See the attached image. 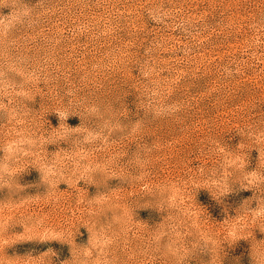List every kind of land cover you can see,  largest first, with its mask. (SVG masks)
<instances>
[{
  "label": "rangeland",
  "instance_id": "rangeland-1",
  "mask_svg": "<svg viewBox=\"0 0 264 264\" xmlns=\"http://www.w3.org/2000/svg\"><path fill=\"white\" fill-rule=\"evenodd\" d=\"M0 264H264V0H0Z\"/></svg>",
  "mask_w": 264,
  "mask_h": 264
}]
</instances>
